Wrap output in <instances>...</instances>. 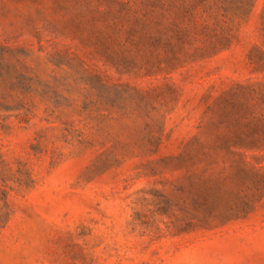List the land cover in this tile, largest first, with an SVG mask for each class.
Here are the masks:
<instances>
[{
    "label": "rangeland",
    "instance_id": "374dc122",
    "mask_svg": "<svg viewBox=\"0 0 264 264\" xmlns=\"http://www.w3.org/2000/svg\"><path fill=\"white\" fill-rule=\"evenodd\" d=\"M0 264H264V0H0Z\"/></svg>",
    "mask_w": 264,
    "mask_h": 264
},
{
    "label": "trees",
    "instance_id": "16d2710c",
    "mask_svg": "<svg viewBox=\"0 0 264 264\" xmlns=\"http://www.w3.org/2000/svg\"><path fill=\"white\" fill-rule=\"evenodd\" d=\"M238 6V8H246V9H249V7L248 6H245L244 4H238L237 5Z\"/></svg>",
    "mask_w": 264,
    "mask_h": 264
}]
</instances>
